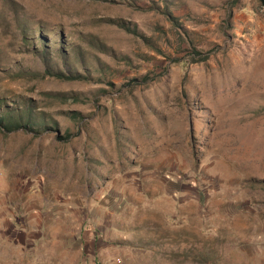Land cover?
Masks as SVG:
<instances>
[{"label": "rangeland", "instance_id": "obj_1", "mask_svg": "<svg viewBox=\"0 0 264 264\" xmlns=\"http://www.w3.org/2000/svg\"><path fill=\"white\" fill-rule=\"evenodd\" d=\"M18 110L0 264H264L263 0H0Z\"/></svg>", "mask_w": 264, "mask_h": 264}, {"label": "trees", "instance_id": "obj_2", "mask_svg": "<svg viewBox=\"0 0 264 264\" xmlns=\"http://www.w3.org/2000/svg\"><path fill=\"white\" fill-rule=\"evenodd\" d=\"M264 1V0H263ZM166 13H168L169 15H171V13L169 12L168 8L165 10ZM191 55H193V59L198 61V60H204L206 58V56L204 55V52L202 50H198L196 48L193 49ZM199 57V58H197ZM174 62L176 61H180V59L178 60H173ZM53 69H51L50 67L48 68V73L50 74H54L57 76H66L64 73L60 72V71H51ZM152 75L151 74H146V76H144L145 79H149L151 78ZM31 111L27 114L28 117V122L30 123V126H28L27 123H24L25 119V115L23 112L21 111H16L11 112V111H7L4 112L1 116H0V125L1 127H3L5 130L7 131H15L18 129H23V128H27V129H38L37 126L34 124L32 116L30 115ZM39 127H45V126H39Z\"/></svg>", "mask_w": 264, "mask_h": 264}]
</instances>
